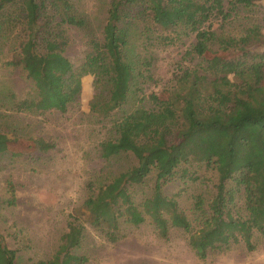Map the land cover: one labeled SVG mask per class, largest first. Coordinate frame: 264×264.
<instances>
[{"label": "trees", "instance_id": "trees-1", "mask_svg": "<svg viewBox=\"0 0 264 264\" xmlns=\"http://www.w3.org/2000/svg\"><path fill=\"white\" fill-rule=\"evenodd\" d=\"M257 1L108 0L97 32L72 0H0V42L12 49L5 65L19 67L33 86L24 97L3 93L0 116L63 113L77 101L82 78L92 75L89 109L112 123L99 156L132 159L115 174L101 168L87 179L82 210L69 214L57 249L32 264H85L87 256L76 252L85 222L109 242L124 236L123 225L146 220L162 238L177 228L202 260L209 251L241 242L254 248L253 233L264 235V50L246 46L263 35L258 26L239 37L227 35L213 21ZM70 27L86 35L87 51L77 66L65 55ZM136 32L161 45L194 36L184 58L198 61L179 67L165 99L143 93L151 61L131 56ZM214 45V54L204 56ZM20 138L13 127L1 126L0 156L22 152ZM26 138L43 152L54 146L42 137ZM200 167L213 170L216 180L209 198L192 196L190 219L177 194L166 195L163 188L175 180H200ZM150 177L151 189L137 200L135 187ZM7 187L5 202L12 205L11 181ZM16 252L0 242V264H15Z\"/></svg>", "mask_w": 264, "mask_h": 264}, {"label": "rangeland", "instance_id": "rangeland-1", "mask_svg": "<svg viewBox=\"0 0 264 264\" xmlns=\"http://www.w3.org/2000/svg\"><path fill=\"white\" fill-rule=\"evenodd\" d=\"M107 1L72 0L75 9L89 19L97 32L103 24ZM213 22L218 30L235 37L258 26L263 39L246 47L264 50V0L248 8L236 6L224 21L214 19ZM68 35L65 55L77 66L87 51L86 35L74 27L69 28ZM193 40L191 34L173 44L161 45L153 38L147 40L138 32L134 33L129 47L131 56L151 61L152 78L143 84L144 94L155 92L159 98H166L179 67L198 61L194 57L184 58ZM211 49L213 51L204 56H212L217 46ZM11 58L12 49L0 42V98L8 91L17 98L32 91V82L19 67L5 65ZM93 95V77L86 75L82 78L77 101L63 113L51 110L43 114L21 112L10 113L5 118L0 116V127H13L22 137L19 140L22 152L8 150L0 156V242L17 251L15 264H32L51 257L66 230L69 214L82 210L87 179L101 168L115 174L131 163L130 157L105 161L99 156V144L112 134V123L109 118L101 119L90 111ZM1 111L5 110L0 106ZM30 136L42 137L54 146L40 151L26 138ZM198 173L200 180L186 184L175 180L163 188L166 195L177 194L180 207L190 219L193 218L192 196L202 194L209 198L216 180L211 169L200 167ZM7 181L12 182L15 190L12 205L5 202L10 195ZM152 185L150 177L144 185L136 186L135 198L145 196ZM122 232L124 236L118 241L109 242L85 222L82 244L76 252L87 256L85 264H264V235L257 232L252 235V250L241 242L209 251L203 260L197 257L188 244L187 235L180 229L171 228L168 236L162 238L146 220L137 226L123 225Z\"/></svg>", "mask_w": 264, "mask_h": 264}]
</instances>
